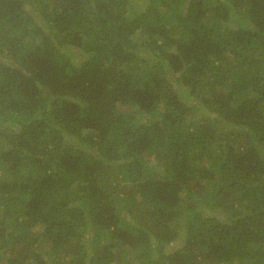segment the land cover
I'll list each match as a JSON object with an SVG mask.
<instances>
[{"label":"trees","instance_id":"obj_1","mask_svg":"<svg viewBox=\"0 0 264 264\" xmlns=\"http://www.w3.org/2000/svg\"><path fill=\"white\" fill-rule=\"evenodd\" d=\"M0 264H264V0H0Z\"/></svg>","mask_w":264,"mask_h":264}]
</instances>
